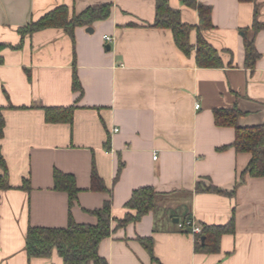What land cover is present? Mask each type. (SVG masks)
<instances>
[{"label":"crops","instance_id":"obj_1","mask_svg":"<svg viewBox=\"0 0 264 264\" xmlns=\"http://www.w3.org/2000/svg\"><path fill=\"white\" fill-rule=\"evenodd\" d=\"M197 2L210 7L212 28L201 35L221 68H199L194 51L184 55L169 30L151 27L154 0H0V154L11 187L0 190V264H62L56 255L27 258L28 227L65 228L69 215L94 225L88 211L109 199L111 217L121 220L134 214L124 204L142 187L159 194L160 207L101 242L107 264H264V178L235 187L249 155L228 147L234 130L213 118L214 110L236 107L239 127L264 123V0H255L257 32L253 3ZM102 4H111L109 18L92 33L75 28L73 41L61 29L23 39L17 32L59 6L79 14ZM168 4L182 23L198 25L194 9ZM244 38L260 56L252 70L244 66ZM73 73L82 92L72 90ZM71 106V123L45 122L44 108ZM93 169L110 197L91 189ZM54 170L75 178L71 207L53 188ZM198 181L220 192H197ZM185 218L200 227L233 219L234 232L221 236L218 253H196L194 235L177 226ZM137 237L152 239L154 261Z\"/></svg>","mask_w":264,"mask_h":264},{"label":"trees","instance_id":"obj_2","mask_svg":"<svg viewBox=\"0 0 264 264\" xmlns=\"http://www.w3.org/2000/svg\"><path fill=\"white\" fill-rule=\"evenodd\" d=\"M154 1L155 18L151 27L169 30L175 46L184 55L190 56L191 52L194 51V60L199 68L216 69L222 67L223 64L219 54L201 35L203 30L212 28L210 7L201 5L197 0H179L182 5L194 9L198 14V25L192 27L181 22L180 11L171 8L168 0ZM239 1L254 4L252 27L257 32L262 25L257 22L259 7L255 4V0ZM110 10L111 4H102L88 7L81 13L75 14L66 6H59L48 11L37 20L29 22L25 27L18 29L17 32L23 39L27 35L42 30L61 29L73 41L75 28H90L95 22L107 20L110 16ZM191 31H195L196 34L194 46L191 45L189 40ZM243 46L245 53L244 66L252 70L260 56L254 48L253 41L244 38ZM72 90L82 92L75 73L72 76ZM74 108L73 106L44 108L45 122L71 123ZM240 116L241 112L236 107L213 111L214 124L217 127H227L234 130V140L228 147L233 148L237 154L245 153L249 155V161L239 174L235 187L241 184L245 177L264 178V123L252 127H239L237 120ZM3 132L4 118L0 108V140L3 138ZM121 168L122 164L119 165L114 181L117 180ZM0 170V190H8L11 188L8 183V171L1 154ZM22 188L26 191L29 190L26 184ZM53 188L67 194L69 207L76 201L79 189L73 175L54 170ZM91 189L106 192L109 197L111 196V191L103 186L94 169L91 173ZM196 191L220 192L211 185L205 186L201 181L197 182ZM160 204V196L152 187H142L133 190L130 198L124 204V208L133 211L134 214L127 213L121 220L114 221L111 217V201L109 199L104 201L99 209L88 211L96 219L94 225L78 224L69 215L65 228L28 227L25 234L26 256L30 260L33 258L50 259L56 255L62 264H107L105 259L99 256L101 242L109 238L116 229L139 222L145 215L157 210ZM113 221L116 223L114 228L111 226ZM190 221L191 218H185L180 222L182 223L181 232L190 233L187 225ZM233 232V219L225 225H203L201 226V233L194 235V251L201 254H216L219 252L221 236L233 234ZM137 241L149 254L151 260L154 261L152 239L137 237Z\"/></svg>","mask_w":264,"mask_h":264},{"label":"built area","instance_id":"obj_3","mask_svg":"<svg viewBox=\"0 0 264 264\" xmlns=\"http://www.w3.org/2000/svg\"><path fill=\"white\" fill-rule=\"evenodd\" d=\"M113 39L109 36H105L104 37V41L105 42H111ZM196 108H198V105L195 106ZM189 229H190V234L192 235H198L201 233V227L197 224H195L193 221H190L187 223ZM178 228H182V223H178L177 224Z\"/></svg>","mask_w":264,"mask_h":264},{"label":"water","instance_id":"obj_4","mask_svg":"<svg viewBox=\"0 0 264 264\" xmlns=\"http://www.w3.org/2000/svg\"><path fill=\"white\" fill-rule=\"evenodd\" d=\"M86 32H88V33H92L93 32V29H91V28H87L86 29ZM108 49V48H107ZM175 221L174 222H178V219H174Z\"/></svg>","mask_w":264,"mask_h":264}]
</instances>
